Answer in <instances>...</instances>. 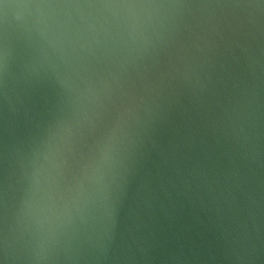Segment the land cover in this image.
I'll return each mask as SVG.
<instances>
[{"label":"water","instance_id":"water-1","mask_svg":"<svg viewBox=\"0 0 264 264\" xmlns=\"http://www.w3.org/2000/svg\"><path fill=\"white\" fill-rule=\"evenodd\" d=\"M0 264H264V0H0Z\"/></svg>","mask_w":264,"mask_h":264}]
</instances>
